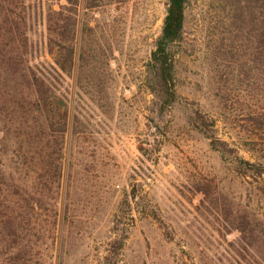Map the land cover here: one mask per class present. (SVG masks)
<instances>
[{
    "label": "rangeland",
    "instance_id": "374dc122",
    "mask_svg": "<svg viewBox=\"0 0 264 264\" xmlns=\"http://www.w3.org/2000/svg\"><path fill=\"white\" fill-rule=\"evenodd\" d=\"M98 4L82 2L78 13L86 67L77 56L61 81V187L35 188L29 175V191L44 196L37 263L262 264L242 252L235 224L264 221V173L240 167L264 163V0L189 1L175 47L177 99L163 111L148 68L167 0ZM29 40L31 61L50 69L40 6ZM201 128L227 143L225 155Z\"/></svg>",
    "mask_w": 264,
    "mask_h": 264
},
{
    "label": "trees",
    "instance_id": "16d2710c",
    "mask_svg": "<svg viewBox=\"0 0 264 264\" xmlns=\"http://www.w3.org/2000/svg\"><path fill=\"white\" fill-rule=\"evenodd\" d=\"M189 1L167 0L162 31L151 53L148 79L160 111L177 99L175 47L184 37ZM82 2L87 10L100 5V0H0V264H38L40 234H36L34 218L44 196L37 190L46 185L57 193L63 174L69 120L61 81L64 74L73 73L77 56L86 67L90 53L84 34L78 44ZM38 6L53 60L50 69L29 57V22ZM203 131L211 147L225 155L227 143ZM241 163L242 169H250L245 173H264V163L244 159ZM32 171L36 172V193L29 191ZM235 229L242 252L250 249L264 264V221L240 217ZM123 242L124 238L118 240V247Z\"/></svg>",
    "mask_w": 264,
    "mask_h": 264
}]
</instances>
